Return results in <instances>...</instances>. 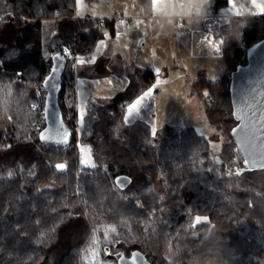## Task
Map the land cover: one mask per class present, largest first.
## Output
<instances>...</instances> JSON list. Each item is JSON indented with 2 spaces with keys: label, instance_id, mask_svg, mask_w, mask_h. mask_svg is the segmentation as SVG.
<instances>
[{
  "label": "trees",
  "instance_id": "1",
  "mask_svg": "<svg viewBox=\"0 0 264 264\" xmlns=\"http://www.w3.org/2000/svg\"><path fill=\"white\" fill-rule=\"evenodd\" d=\"M137 2L145 8L149 0ZM228 4L210 0L208 6ZM76 13L77 0H0V156L18 152L0 165V264H43L63 225L82 216L86 237L57 264H100L118 260L117 253L126 258L135 252L151 264H195L217 242L225 264H264V169L250 167L238 149L231 88L234 72L264 40V15L232 17L222 44L223 70L215 79L201 70L193 84L203 97L206 120L222 135L218 158L193 127L167 125L153 136L149 125L123 121L127 106L155 84L152 69L130 63L127 86L111 98L96 99L114 118L109 134L118 136L126 124L140 143L136 155L144 183L126 197L104 157H95L94 168L80 162L76 79L97 77V66L82 67L78 60L89 56L104 29L115 23L107 20L100 28L98 20ZM65 49L70 55L59 104L74 136L69 145L46 146L39 140L46 125L43 81L53 56ZM57 163L68 167L59 172ZM227 165L242 175L232 176ZM119 174L132 177L127 170ZM196 216L207 220L196 223ZM111 228L116 232L107 231ZM93 250L100 255L93 256Z\"/></svg>",
  "mask_w": 264,
  "mask_h": 264
},
{
  "label": "rangeland",
  "instance_id": "2",
  "mask_svg": "<svg viewBox=\"0 0 264 264\" xmlns=\"http://www.w3.org/2000/svg\"><path fill=\"white\" fill-rule=\"evenodd\" d=\"M255 2L264 6V0H255ZM208 3L205 5L204 16L193 22V25L201 24L203 20L208 24L212 20L208 18L210 13ZM234 3L236 8L240 10L239 16L264 15L253 5V0H234ZM142 8L141 5H138L137 0H83L82 9L80 4L77 3L78 16L86 17L87 14H95L96 12L111 14L115 17L123 16L130 20L133 27L132 33L117 28L115 35L109 30H105L104 37L96 43L91 54L83 58L87 62L95 57V63L86 64L97 66V74H95L97 77L77 76V120L74 123L78 145L91 149V159L86 163H81L82 165L88 167L92 163L96 165L98 160L95 157L102 156L105 163L111 166L114 177L122 170L131 173L133 182L124 190V196L126 197L131 196L134 190L144 183V176L141 173L142 162L138 160L136 155L140 143L129 135L134 132L127 126L128 124L124 126L127 129H121L118 136H111L108 132V126L110 122H114V118H111L103 106L96 103V99L111 98L127 86L126 70L131 61L139 60L145 66H154L160 70L155 85L157 86V82L161 81L157 88L162 89L159 94L155 92L157 106L152 108L154 123L157 124L158 130L167 125L183 128L193 127L199 135L210 141L213 158H218L222 148V135L209 125L205 118L203 97L198 95L193 88L199 71L203 70L196 66V63H199V58H196L197 61H195V57L191 53H184L178 56L179 62H174V60L172 61L173 64L168 62V67L165 62H160L163 57L161 56L160 46L172 47L173 43L170 39L173 38L172 34L178 31V23L182 22V25L189 24L188 19L183 16L172 17L173 24L176 27L167 24L161 26L162 9L160 7H153L149 13L141 11ZM224 10L223 17L228 16V19H231L237 16L231 7L230 0ZM101 41H103L105 47H100ZM156 52L157 55H155ZM221 63L223 64L221 69L218 68V65H214V71L210 69L203 75L209 77L215 71L221 73L224 68L223 58ZM214 64H217V62ZM189 68L198 69L196 77L188 78L184 76L185 70L187 71ZM168 73L176 76L172 77ZM108 81H111V83H108ZM165 83H168V87ZM38 94L42 96L41 93ZM81 106L84 107L85 122L83 127L80 126L79 122ZM142 114L141 111L140 116ZM145 119L146 117H142L140 121L134 120L132 124L145 122ZM123 121L125 122V117ZM212 145H216V147L213 148ZM17 156L18 152L16 151L0 156V165L10 163L11 159ZM233 163H237V160H234ZM88 231V223L84 216L75 218L63 225L58 232L59 240L57 244L49 248L43 264H57L70 248L86 237Z\"/></svg>",
  "mask_w": 264,
  "mask_h": 264
},
{
  "label": "water",
  "instance_id": "3",
  "mask_svg": "<svg viewBox=\"0 0 264 264\" xmlns=\"http://www.w3.org/2000/svg\"><path fill=\"white\" fill-rule=\"evenodd\" d=\"M58 54L61 55L57 53L53 57ZM56 63L57 61L52 59V66H55ZM66 64L65 59L57 76V80L60 83L59 90L53 91L50 87H44V81L51 75V72L43 81V88L46 92L44 108L47 109L50 115L45 118L46 125L39 132V137L41 132H45L50 136V140L47 142L39 140L46 146L61 147L54 142L59 139L57 132L61 120L64 123V127L72 133L70 142L74 136V131L67 126L63 119L59 104L62 76ZM231 88L234 109L239 121L234 132L235 141L245 160L247 162L251 161V167L260 168L261 165H264V40L249 51L248 63L234 72ZM250 152L251 156L249 155ZM124 178H127L124 184L120 185L117 183V181ZM114 182L118 189L126 190L132 184L133 179L127 174H119L114 178ZM134 256L136 257L134 264H151L139 252L124 258V261H120V264H125V262L133 264Z\"/></svg>",
  "mask_w": 264,
  "mask_h": 264
},
{
  "label": "crops",
  "instance_id": "4",
  "mask_svg": "<svg viewBox=\"0 0 264 264\" xmlns=\"http://www.w3.org/2000/svg\"><path fill=\"white\" fill-rule=\"evenodd\" d=\"M138 3V2H137ZM139 5V4H138ZM152 5V9H153ZM225 12V10L223 9ZM77 15V13H76ZM79 18H92V19H97V18H115V16L107 13H99L96 12L95 14H87L86 17H81L78 16ZM153 17V16H151ZM230 19V18H229ZM228 16L226 17H221L219 19H212L209 21L206 27H202L201 24L197 23L193 25V23L189 24H184V25H179L178 26V31L174 34H172L173 38L170 40L172 41V47L169 46H160L161 50V56H163L161 59L162 63L165 62V64L168 67V62L173 64V60L178 61V56H181L182 54L186 53H191L195 58V61H197L196 58H199V63H196L197 68L203 69L205 72L214 71L213 66L218 65V68L221 69L223 64L221 63L222 60V44L220 43L223 41L225 33L227 31L228 25H229V20ZM117 28H120L123 30L124 28L118 26L117 24H113V26L104 29L109 30L113 35H115ZM125 30V29H124ZM124 32H133V27L129 30H125ZM104 37V36H103ZM100 40V39H99ZM214 45L219 46L221 48L220 52H217L214 48ZM157 55V52L155 53ZM144 61V60H143ZM217 62V64H214ZM131 63H135L136 65L143 67V68H149L152 70H156L154 66H145L143 65V62L139 60H133ZM200 64V66H198ZM198 69H191L189 68L187 71L185 70L184 76H187L188 78L191 77H196ZM218 72H213L210 75L209 78L215 79L214 77H218L217 75ZM178 74V73H177ZM208 74V73H207ZM168 75H171V73H168ZM172 77L176 75H171ZM185 77V78H187ZM208 77V76H207ZM156 84V83H155ZM153 85L151 88H153V95L150 98H146L141 105L139 113L133 114L132 117L127 116V112L125 114V120H129L130 123H126L128 125H131L134 120L140 121L142 120V117H146L145 119V124L149 125L151 127L152 131L155 129H158L157 124L154 123V115L152 114V108L157 106V97L155 95L156 93H160L162 88H157L156 85ZM168 87V83H165ZM158 89V91H157ZM143 112V114L140 116V112ZM136 121V122H137Z\"/></svg>",
  "mask_w": 264,
  "mask_h": 264
},
{
  "label": "snow or ice",
  "instance_id": "5",
  "mask_svg": "<svg viewBox=\"0 0 264 264\" xmlns=\"http://www.w3.org/2000/svg\"><path fill=\"white\" fill-rule=\"evenodd\" d=\"M163 2H164V0H153L154 8H159L160 5ZM77 3L80 4L81 9H82L83 8V0H77ZM230 3H231V7H232L233 11L235 12V14L237 16H239L240 15V10L236 8L234 0H230ZM253 5L259 9L260 13H264V6L256 4L255 0H253ZM220 43L223 44V41H221ZM100 47H105L103 41H101ZM214 48H215V50L217 52L221 51V48L219 46L214 45ZM65 52H67L66 49H65ZM65 58H66L65 56L59 55V54L56 55L55 57H53V59L55 61H57V63L55 64V66H50L49 70L51 72V75H49L47 77V80L44 81V87H46V88L50 87L53 91H56V90L60 89V83L57 80V76H58V74L60 72L61 67L63 66V61L65 60ZM86 63H95V57L91 58L87 62L83 58H80L78 60V64L80 66H82V67L85 66ZM155 71H156V75L159 76L160 75V70L156 69ZM108 83H111V81H108ZM159 83H161V81L157 82V86H159ZM152 95H153V88H149L142 95H140L139 98L135 99V101L133 103L129 104L127 106V109H126L127 116L128 117H132L133 114L139 113L141 105H142V102L146 98L152 97ZM204 95L208 96L210 94L208 92H205ZM32 107L35 108L36 104H33ZM41 108L44 111L45 118H47L50 114L48 113L46 108H43V104H41ZM79 122H80V126L83 127L84 122H85L84 121V107L83 106H81L80 111H79ZM125 123H130V121L129 120H125ZM57 135H58L59 139L54 141L57 145L63 147V146L68 145L70 143V138L72 136V133L69 132L68 129L64 127V123H63L62 120L59 123V130L57 132ZM152 135L153 136L156 135L155 131H153ZM39 139L42 140V141H46L47 142V141L50 140V136L47 133H45V132H41V135H40ZM77 147L79 148V151H80L81 163L83 164V163H86L87 161H89L91 159V149L85 148L82 145H78ZM212 147L215 148L216 145H212ZM253 147H255V145H253ZM249 155L251 156V152H250ZM247 163L249 164L250 167L252 166L251 165V161H248ZM89 166L93 167V168L96 167L95 163H92ZM67 167L68 166L65 163H57V164H55V169L57 171H59V172H63ZM260 167L262 169H264V165H261ZM9 175H11V173ZM235 175L236 176H240L242 174H241V172L236 171ZM126 179L127 178L119 180V181H117V183L122 185V184H124L126 182ZM202 219L207 220L206 217H204V218H201L199 216L195 217L196 223H200ZM107 231L115 233L116 229L115 228H111V229H109ZM105 239L107 240V235L106 234H105ZM97 243H99L98 239H94L93 240V244H97ZM92 255L93 256H98V255H100V253L98 251H96V250H93ZM105 255L111 256V253L107 252V250L105 249ZM117 257H118V260H102L100 262V264H118V261H124L123 254L117 253ZM135 260H136V257L134 256L133 257V264H134ZM125 264H127V262H125Z\"/></svg>",
  "mask_w": 264,
  "mask_h": 264
},
{
  "label": "clouds",
  "instance_id": "6",
  "mask_svg": "<svg viewBox=\"0 0 264 264\" xmlns=\"http://www.w3.org/2000/svg\"><path fill=\"white\" fill-rule=\"evenodd\" d=\"M209 0H164L160 5L161 12V26L167 24L172 27H176L173 24L172 17H185L191 24L196 22L198 18L204 16L205 5ZM141 11L150 12L151 2L149 0L148 5L142 8ZM213 246L207 249V254L201 259L197 260L195 264H225L222 256V249L218 246Z\"/></svg>",
  "mask_w": 264,
  "mask_h": 264
},
{
  "label": "built area",
  "instance_id": "7",
  "mask_svg": "<svg viewBox=\"0 0 264 264\" xmlns=\"http://www.w3.org/2000/svg\"><path fill=\"white\" fill-rule=\"evenodd\" d=\"M222 16H224V11L221 8H210V13L208 18L209 19H218L221 18ZM2 19V17L0 16V20ZM96 20L99 21V26L100 28H104L106 27V23L107 20L109 21H114L115 24H117L118 26L124 28L125 30H129L131 28V22L128 18H125L123 16H119V17H115V18H97ZM179 25H182V22L178 23ZM202 27H206L207 26V22L205 20H203L201 22ZM65 57H69L70 52L67 51H63L62 54ZM40 105H37V108H39ZM237 158V159H236ZM235 160H239V156H236ZM226 170L228 171V173H231L232 176H235L236 171L232 170L231 167L229 165H227Z\"/></svg>",
  "mask_w": 264,
  "mask_h": 264
}]
</instances>
